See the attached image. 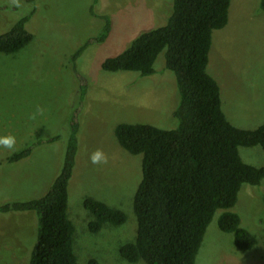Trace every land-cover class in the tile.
Here are the masks:
<instances>
[{
  "label": "rangeland",
  "instance_id": "obj_1",
  "mask_svg": "<svg viewBox=\"0 0 264 264\" xmlns=\"http://www.w3.org/2000/svg\"><path fill=\"white\" fill-rule=\"evenodd\" d=\"M21 4L22 0H12ZM173 0H98L94 13L111 19L107 41L88 47L72 69L71 54L102 23L92 16L91 0H40L41 10L30 19L34 39L15 55L0 54V137L14 136V150L0 146V204L42 196L64 156L69 122L77 116V152L68 184V215L75 227L74 250L78 264H128L118 248L135 238L136 220L132 198L141 180V156L127 154L117 143L118 124H147L173 129L172 113L178 104L175 78L162 69L163 55L154 64L155 74L104 72L101 63L126 48L142 32L158 26ZM0 0V32L15 17L6 14ZM256 0H231L229 23L212 35L208 73L220 90L222 110L235 127L254 130L264 125V17L252 15ZM171 9V8H170ZM81 77L86 83L79 95ZM42 114H36L37 108ZM35 114V118H31ZM54 144L34 148L27 160L9 164L7 159L28 145L54 136ZM97 149L108 163L93 165L89 156ZM242 161L264 167L260 147L239 148ZM264 180L258 187L244 185L231 212L241 227L253 234L256 245L238 252L233 238L217 228L218 211L207 228L195 264H260L264 262ZM90 197L120 209L127 216L118 232L103 228L86 231L90 216L81 206ZM235 210V211H234ZM29 213L0 214V264H26V250L34 240ZM86 229V230H85ZM142 264V263H138Z\"/></svg>",
  "mask_w": 264,
  "mask_h": 264
},
{
  "label": "trees",
  "instance_id": "obj_2",
  "mask_svg": "<svg viewBox=\"0 0 264 264\" xmlns=\"http://www.w3.org/2000/svg\"><path fill=\"white\" fill-rule=\"evenodd\" d=\"M5 1L6 14L15 20L0 32V54L15 55L34 39L30 19L38 8L41 10L42 3ZM97 1L91 0L89 11L102 23L98 32L71 54L74 72L76 60L84 51L105 43L110 35L111 19L94 13ZM230 5L231 0H173L163 14L164 21L101 63L104 72H134L148 77L155 74V61L162 54V69L174 75L178 94L172 113L175 128L121 123L114 129L118 145L131 156H141V180L131 201L136 235L117 253L128 264H195L218 211L217 228L232 236L238 252L250 251L256 245L255 236L241 227L239 215L231 210L244 185L258 187L264 180V167L248 165L239 155L240 147L264 151V125L254 130L233 126L222 110L219 86L207 71L212 35L227 27ZM252 15L264 17V0H256ZM77 78L78 94L84 98L87 85ZM69 127L61 166L53 172L46 192L37 198L0 204V214L29 213L33 217L34 240L26 250V264L80 262L74 250L75 227L68 215V184L78 142L76 115ZM61 138L56 135L36 141L7 161H25L34 148ZM261 201L264 210V196ZM81 206L90 216L83 232L96 235L103 228L118 232L126 223L125 212L101 201L86 197ZM220 263L228 264L222 257ZM88 264L97 263L91 260Z\"/></svg>",
  "mask_w": 264,
  "mask_h": 264
},
{
  "label": "clouds",
  "instance_id": "obj_3",
  "mask_svg": "<svg viewBox=\"0 0 264 264\" xmlns=\"http://www.w3.org/2000/svg\"><path fill=\"white\" fill-rule=\"evenodd\" d=\"M43 109L37 108L36 114H42ZM35 118V114L31 117ZM16 144V139L14 136H3L0 137V146H3L6 149L14 150ZM89 160L93 165H101V164H107L108 163V156L101 150L97 149L91 155L89 156Z\"/></svg>",
  "mask_w": 264,
  "mask_h": 264
}]
</instances>
